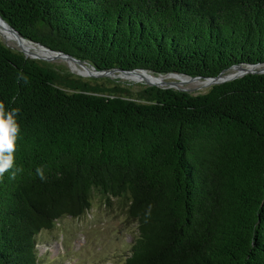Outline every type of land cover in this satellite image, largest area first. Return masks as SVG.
<instances>
[{
	"label": "trees",
	"instance_id": "1",
	"mask_svg": "<svg viewBox=\"0 0 264 264\" xmlns=\"http://www.w3.org/2000/svg\"><path fill=\"white\" fill-rule=\"evenodd\" d=\"M0 15L99 70L213 77L264 64V0H0ZM0 101L20 109L23 168L0 182V264H38V234L97 194L137 223L123 264H264V73L132 95L0 41Z\"/></svg>",
	"mask_w": 264,
	"mask_h": 264
},
{
	"label": "rangeland",
	"instance_id": "2",
	"mask_svg": "<svg viewBox=\"0 0 264 264\" xmlns=\"http://www.w3.org/2000/svg\"><path fill=\"white\" fill-rule=\"evenodd\" d=\"M0 41L11 49L20 51V46L15 41H13L15 44L8 43L1 35ZM39 60L44 65H49L64 74L70 73L81 77L92 84L106 87L119 85L132 95L150 86L144 82L108 76H79L71 71L69 64L64 60ZM185 88L192 94H199L206 92L210 86L190 84ZM92 200L91 208L84 215L77 218L63 217L55 228L42 230L38 234L36 244L38 264L124 263L139 235L137 223L129 219L117 200H113L111 205H105L98 194Z\"/></svg>",
	"mask_w": 264,
	"mask_h": 264
},
{
	"label": "water",
	"instance_id": "3",
	"mask_svg": "<svg viewBox=\"0 0 264 264\" xmlns=\"http://www.w3.org/2000/svg\"><path fill=\"white\" fill-rule=\"evenodd\" d=\"M0 19L4 22V24L9 29V31L12 32L17 37V39L26 40V41H29L30 43L36 44L41 49H43L44 51H47V53L50 54L47 57H42L39 55L30 56L25 50H20L25 55V57L31 58V59H41V60H46V61H52L55 59L63 60V58H70V59H73V60L79 62L80 65L84 66L85 68H89L88 66H90L92 69H94V71L96 73L89 72L88 77L99 76L97 74H101V76H103V74H105L106 72L137 73L138 71H140V72H144V73L149 72V73H151L150 75H152L155 78L156 77H164V76H167L169 74H173V75L187 76L191 79L209 80V82L207 84L203 83L201 85L211 87L215 84H221V83H224L227 81H231V80L240 78V77H242L248 73H264V64H262V65L261 64H238V65H234L230 69L223 71L220 74H218L217 76H213V77L189 76L187 74L178 73V72H170L167 74H154L153 72H151L147 69H143V68L128 69V70L122 69V68H112V69L99 70L94 65L88 63L85 60H81L79 58H76L75 56L70 55L68 53H65L63 51L51 49V48H49V47H47V46H45L39 42H35L33 40H30V39L24 37L18 30H16L13 26H11L1 15H0ZM70 68H71V66H70ZM235 68H237L236 72L234 74H229V73H231L230 71L235 69ZM71 71H73L72 68H71ZM108 77H110V76H108ZM176 83H177L176 81L169 80V81H164L162 85L149 84V83H146V84L155 85V86H159V87H163V88H174V89L180 90V91H189L187 88L177 86Z\"/></svg>",
	"mask_w": 264,
	"mask_h": 264
},
{
	"label": "clouds",
	"instance_id": "4",
	"mask_svg": "<svg viewBox=\"0 0 264 264\" xmlns=\"http://www.w3.org/2000/svg\"><path fill=\"white\" fill-rule=\"evenodd\" d=\"M16 80L25 85L29 83L28 77L23 72L17 73ZM10 103H15V97ZM19 115V108H7L5 103L0 101V182L4 180L6 174H10L8 177L10 180H15L23 171V168L18 167L15 161L17 141L21 133ZM35 172L42 182H47L48 177L42 167H37Z\"/></svg>",
	"mask_w": 264,
	"mask_h": 264
},
{
	"label": "bare ground",
	"instance_id": "5",
	"mask_svg": "<svg viewBox=\"0 0 264 264\" xmlns=\"http://www.w3.org/2000/svg\"><path fill=\"white\" fill-rule=\"evenodd\" d=\"M0 35L7 41L8 43H13L15 41L19 46V50H25L30 56L32 55H39L42 57H47L50 54L47 53V51H44L41 49L38 45L30 43L26 40H19L17 37L9 31V29L6 27L4 22L0 19ZM15 44V43H13ZM64 61L69 63L71 68L73 69V72L84 77H88L89 72L96 73L94 69H92L90 66L89 68H85L84 66L80 65L79 62L70 59V58H63ZM237 68L231 70L229 74H234L236 72ZM149 72H140L137 73H123V72H106L103 74V76H110L115 78H121L125 80H130L132 82H144L149 84H159L162 85L164 81L173 80L176 81L177 86L180 87H186L188 85H197V84H207L209 80H201V79H191L187 76H180V75H173L169 74L164 77H153L150 75ZM101 76V74H97Z\"/></svg>",
	"mask_w": 264,
	"mask_h": 264
}]
</instances>
